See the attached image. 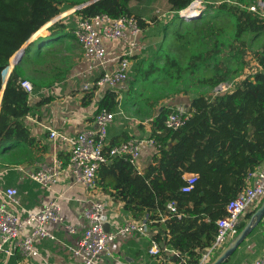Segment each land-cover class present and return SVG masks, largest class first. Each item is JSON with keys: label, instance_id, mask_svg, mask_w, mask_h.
I'll return each instance as SVG.
<instances>
[{"label": "trees", "instance_id": "16d2710c", "mask_svg": "<svg viewBox=\"0 0 264 264\" xmlns=\"http://www.w3.org/2000/svg\"><path fill=\"white\" fill-rule=\"evenodd\" d=\"M86 1L0 0V91L3 77L10 71L16 57L13 54L30 37L40 34L42 27L57 19V15ZM145 1L96 0L52 21L48 27L49 35L37 37L26 46L2 90L0 153L23 142L32 143L25 117L36 105L50 99L43 98L36 105L30 104V93L21 86V80L28 79L36 90L58 82L71 70L68 69L71 64L61 66L52 60L43 62V56L37 60L38 56L50 52L48 44L69 36L81 47L74 35L76 21L95 14H107L113 18L133 15L144 28L148 23L134 13L132 4ZM191 1L165 0L172 13L168 23L160 24L158 18L151 17L163 30L162 40L155 47L161 51H157L154 63L146 69L140 67L145 58L132 66L128 86L134 88L153 77L165 79L173 74L179 77L183 73H200V82L213 89L218 83L241 74L248 63L245 55L249 49L256 62L255 70L237 80L234 89L213 98L207 93L184 90L194 97L190 117L182 127L176 130L165 127L167 115L177 111L170 104L163 105L152 118L150 137L160 144L153 158L156 163L143 174H138L127 156H107V161L97 170L96 182L104 193L124 202L123 211L128 216L135 219L147 216L154 220L149 223L154 230L153 237L179 254H186L187 264H196L205 246L213 242L215 221L225 214L227 202L243 189L247 172L264 162V17L248 9V0L218 3L205 0L201 15L188 23L177 12ZM214 11L230 19L231 40L221 41L219 33L222 29L215 23ZM73 14L76 18L70 20ZM255 41H258L257 47L253 46ZM203 43H210L211 47L202 49ZM155 50L150 52L151 56L156 54ZM207 70L209 75L204 74ZM96 80L97 77L94 82ZM95 88L93 85L84 95V105L94 96ZM117 98L116 91L106 90L99 98L98 109L105 107L113 111L118 104ZM132 98L134 96L127 99V103ZM67 161L65 158L64 164ZM185 172L197 174L189 192L180 191ZM170 200L176 202L177 211L182 214L180 218L167 213L166 203ZM164 214L167 217L161 222ZM244 224L239 222L238 231ZM13 256L19 258L20 254L16 252ZM11 258L7 264H12Z\"/></svg>", "mask_w": 264, "mask_h": 264}, {"label": "built area", "instance_id": "2783aa9c", "mask_svg": "<svg viewBox=\"0 0 264 264\" xmlns=\"http://www.w3.org/2000/svg\"><path fill=\"white\" fill-rule=\"evenodd\" d=\"M205 3V0H192L186 8L177 13L182 19H194L201 15L205 9ZM248 9L264 17V0H257L250 4ZM145 22L151 23L148 20ZM141 32L138 20L133 15L113 18L107 14H95L77 19L74 35L82 48L84 58L97 62L100 67H104L105 62L114 63L111 70L101 71L94 82L96 87L116 91L119 85L128 81L131 72V58L138 51V37ZM120 41H123L124 45L118 49L117 55L113 58L107 57L106 43L111 42L117 45ZM248 74L242 73L230 81L218 83L212 89L213 95L231 91L235 87V82ZM20 84L28 93H33V85L28 79L21 80ZM113 115L114 113L105 107L100 109L96 107L95 125L92 128L74 135L58 133L55 129H50V138H60L68 146V161L64 164L61 159L55 158L52 163H45L27 174L30 179L51 193V197L37 210L27 211L25 215H21L13 207L16 202L17 189L6 187L0 192V252L5 256L9 257L18 252L26 261H32L34 264H49L46 256L39 251L36 242L43 239H56L51 229L53 226H61L69 234L77 232L78 224L65 221L60 202L62 194L54 192V186L62 172L68 170L73 181L81 185L88 195L87 205L83 210L86 224L81 229L76 243L69 247L71 255L78 264H98L99 257L109 252V245L114 240L120 236L132 234H138L149 242L147 254L152 259L141 264H187L184 255L177 251L174 252L153 237L149 223L154 220L147 216L142 219L125 216L118 222L108 220L106 204L95 192L99 166L107 161V156H127L135 166L144 144L152 147L156 152L160 149V144L151 137H131L120 143L107 145V126L113 120ZM189 117L190 113L186 111L170 112L164 120V125L176 130L182 127ZM196 179L197 174L195 173L186 175L180 191L189 192ZM263 198L264 162L247 172L243 189L227 202L225 214L215 221L214 240L210 246L202 250L196 264H208L213 254L218 253L231 238L237 235L239 218L245 209L259 203ZM166 211L168 214L181 217L174 200L166 203ZM166 215L161 216V222L166 219ZM105 223L109 224V230H105ZM169 252L171 254L167 255ZM253 264H264V254L255 258Z\"/></svg>", "mask_w": 264, "mask_h": 264}, {"label": "crops", "instance_id": "0c3cea01", "mask_svg": "<svg viewBox=\"0 0 264 264\" xmlns=\"http://www.w3.org/2000/svg\"><path fill=\"white\" fill-rule=\"evenodd\" d=\"M208 1L220 2L223 0ZM229 1L234 2L233 0ZM169 13L172 15L170 11ZM143 19L151 23L141 28L142 32L138 37V51L134 53L135 57L133 58L135 63L145 58L151 48L156 47V41L150 39L157 35L158 38L161 36L160 33L162 31L160 26L154 27L155 23L150 18ZM158 19L161 21L160 18ZM123 45V41H120L117 45L107 42V57H115L118 49ZM80 49V58L74 61L71 70L63 79L52 83L50 86L36 89L30 94L29 103L32 105H36L37 101L43 98H50L45 100L42 105H36V108L25 117L30 135L33 137V139L31 138L32 143L23 142L15 145L7 152L0 153V192L4 191L6 187H15L17 189L16 202L13 207L21 215H25L27 211L37 210L51 197V193L48 190L30 179L27 174L45 163H52L55 158L61 159L63 163L64 159L68 158V146L60 138H50V129H55L58 133L74 135L95 125L94 113L98 106L99 98L105 93L106 89L96 87L94 96L87 105L83 104V97L90 92L95 78H98L101 71L111 70L114 67V63L105 62L104 67H100L97 62L84 58L82 48L80 47ZM143 55L144 57H142ZM133 60L131 58V69ZM85 85L87 86L86 89ZM127 90L128 82L116 88L118 104L112 111L114 113L113 120L107 126V145L120 143L131 137H150L151 121L155 114L152 115L153 117L141 116L140 112L136 114L135 106L127 103ZM1 94L2 90L0 92V100ZM188 95L184 99L186 102L181 104L176 101L170 106L175 107L177 110L189 111L191 100L194 96L192 94ZM219 95L221 94L213 95L212 89L207 93L210 98ZM130 112H134L133 116H131ZM155 112L157 113L158 110ZM155 154L156 151L152 147L144 144L141 148L140 157L135 164V171L138 174H143L150 165H154L156 163L153 159ZM189 173L192 172H185L183 178ZM54 192L62 194L60 202L65 221L78 224L77 232L69 234L61 226H53L51 229L56 239L39 240L36 245L41 254L46 256L49 264H78L77 260L71 255L69 247L76 243L81 229L86 224L83 210L87 205L86 197L88 195L81 185L73 181L68 170L62 172L54 186ZM95 192L106 204L109 221L118 222L128 216L123 211V201L116 199L111 194L104 193L98 185ZM260 202L245 209L239 218V222L246 223L250 217L249 215L260 205ZM150 230L153 234V227L150 226ZM148 244L149 242L145 238L138 236V234L120 236L109 245V252L99 257L98 264H141L149 262L152 257L147 254ZM170 254L169 252L167 255ZM263 254L264 216L252 228L235 251L221 264H253L254 259ZM9 258H11L12 264H34L32 261H26L21 255L19 258L13 255L8 257L0 252V264H7Z\"/></svg>", "mask_w": 264, "mask_h": 264}, {"label": "rangeland", "instance_id": "374dc122", "mask_svg": "<svg viewBox=\"0 0 264 264\" xmlns=\"http://www.w3.org/2000/svg\"><path fill=\"white\" fill-rule=\"evenodd\" d=\"M250 1V4L255 3L257 0H248ZM219 1H217L216 3H218ZM206 4V3H205ZM74 8V7H73ZM70 8L62 13H60L59 15H57L56 17H59L58 19L62 18L64 14H71L73 11ZM132 9L134 11V13H137L139 15H141L143 18L149 19L151 20V17H156V18H160L161 22L159 21V23L161 24H165L168 23L167 21H169V11H168V6L165 2V0H147L143 3L140 4H136L133 3L132 4ZM68 12V13H66ZM214 15H216V21L215 23L221 27V31H220V35H221V41L224 40H231L232 39V28H231V22L230 19L226 17L225 14H216V12H213ZM212 15V14H209ZM65 16V15H64ZM68 16V15H66ZM70 20H72V18H76V15L73 14L70 16ZM208 19H211V17H208ZM213 18V17H212ZM215 18V17H214ZM57 19V20H58ZM55 20V21H57ZM165 20V21H163ZM184 21L191 23L190 21L193 22L194 19H189V20H185ZM196 20V19H195ZM53 20H51L49 22V24L52 22ZM54 21V22H55ZM153 22V20H151ZM159 23L155 24L154 27H158ZM48 24V25H49ZM52 24V23H51ZM50 24V25H51ZM49 25V26H50ZM47 25H45L44 27H42V29L40 30L41 33L36 35L35 38L40 37V36H47L50 34V31L48 30ZM161 36H159L157 38V36H154L152 39L153 41H156V47H158V45L160 44L161 40H162V34H163V30L161 31ZM33 38V39H35ZM67 43V45L65 44ZM209 45H207V43H203L202 44V49L207 48L208 46L211 47L210 43H208ZM258 41H255V45L253 44L254 47H257L258 45ZM48 48L47 50H49L50 52H48L46 55H40L37 57V60H41L42 56H43V62L44 61H50L52 60L53 62H55L57 65H63V66H67L68 64H71V66H68V69H71L72 64H74V61L80 58V54H81V49L80 47L77 45L76 41L72 38V37H63L60 38L57 41H53L50 44H48ZM223 48V45H221ZM254 49V48H252ZM155 50V48H151V50L148 51V53L146 54L147 56L145 57V59L143 60V62L141 63V69H146V67H148L150 65V63H154V59L158 56L157 51H161V50H155L156 54L151 56L150 52ZM43 51V50H42ZM247 54L245 55V60L248 62L247 66L243 69L242 73H250L253 72L256 68V62L253 58L252 55V50H247ZM45 53V52H43ZM135 56H132V60ZM144 57V55L142 56ZM12 58V57H11ZM10 58V60H11ZM133 65L135 63V60H133ZM156 65H160V62H155ZM158 63V64H157ZM132 70V69H131ZM131 74V73H130ZM204 74L209 75L210 72L207 70L204 72ZM240 74V75H241ZM132 75V74H131ZM240 75H238L237 77H239ZM202 74L200 73H196V74H192V73H183L181 76L177 77L176 74H173V76H170L169 78H151V80L147 81V82H141L136 84V86H133L134 88H130L128 86V92L126 93V99H131L132 96H134V98H132V101L130 102V104L134 105V109H136V107H138V111H140V115L141 116H149V117H153L152 115L155 114L156 115V110H159L163 105H168L175 103L176 101H179L181 104L183 102H186V99L191 93H186L184 90H189L192 92H202V93H208L209 90H211V88L209 87H205L201 82H200V78H201ZM236 77V76H235ZM234 78V77H233ZM232 78V79H233ZM174 92V93H173ZM130 93V94H128ZM134 112H130L131 116H133ZM217 253L213 254L212 257H214Z\"/></svg>", "mask_w": 264, "mask_h": 264}, {"label": "water", "instance_id": "95a60500", "mask_svg": "<svg viewBox=\"0 0 264 264\" xmlns=\"http://www.w3.org/2000/svg\"><path fill=\"white\" fill-rule=\"evenodd\" d=\"M96 0H88L84 3H81L77 6H75L73 9H71L72 11L82 8L90 3L95 2ZM59 17H57L58 19ZM55 19V20H57ZM54 20V21H55ZM53 21V22H54ZM51 22V23H53ZM50 23V24H51ZM49 24V25H50ZM48 25V26H49ZM36 37V35H35ZM33 37V38H35ZM33 38H29L13 55L16 54V57L12 63V67L20 61V59L22 58V55L24 53V50L26 48V46L33 40ZM23 47V48H22ZM22 48V49H21ZM21 49V51H20ZM11 61H9V65L11 64ZM8 65V66H9ZM10 69V71H11ZM6 76L3 77V84H2V89L5 86L6 80L9 76V73ZM1 92V91H0ZM2 95V94H1ZM264 216V198L261 201L260 205L251 213L249 219L247 220V222L243 225V227L238 231L237 235L234 236L233 238H231L227 244L212 258V260L208 263V264H221L225 259H227L234 251L235 249L239 246V244L246 238V236L249 234V232L252 230V228L263 218ZM104 228L105 230H109V224L105 223L104 224Z\"/></svg>", "mask_w": 264, "mask_h": 264}]
</instances>
